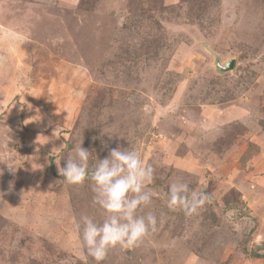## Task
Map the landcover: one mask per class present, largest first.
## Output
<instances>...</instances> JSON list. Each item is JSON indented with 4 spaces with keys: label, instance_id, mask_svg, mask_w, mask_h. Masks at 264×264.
Listing matches in <instances>:
<instances>
[{
    "label": "rangeland",
    "instance_id": "obj_1",
    "mask_svg": "<svg viewBox=\"0 0 264 264\" xmlns=\"http://www.w3.org/2000/svg\"><path fill=\"white\" fill-rule=\"evenodd\" d=\"M81 142L154 169L156 231L100 264H264V0H0V264H97L57 168ZM173 182L210 199L169 210Z\"/></svg>",
    "mask_w": 264,
    "mask_h": 264
},
{
    "label": "clouds",
    "instance_id": "obj_2",
    "mask_svg": "<svg viewBox=\"0 0 264 264\" xmlns=\"http://www.w3.org/2000/svg\"><path fill=\"white\" fill-rule=\"evenodd\" d=\"M82 142L66 159L65 166L57 163L59 175L69 185L92 182L93 203L103 212L101 223L89 216L82 220V246L97 264L104 261L110 249L138 247L150 232L156 231L157 218L151 212H138L151 203L154 169L145 163L136 149L117 147L99 160L89 173L91 153ZM147 189V190H146ZM210 199L209 195L189 188L187 183L173 182L167 192L169 210H181L188 217L198 214Z\"/></svg>",
    "mask_w": 264,
    "mask_h": 264
},
{
    "label": "water",
    "instance_id": "obj_3",
    "mask_svg": "<svg viewBox=\"0 0 264 264\" xmlns=\"http://www.w3.org/2000/svg\"><path fill=\"white\" fill-rule=\"evenodd\" d=\"M211 53L214 57L212 65L218 72L223 73L234 68L235 59L233 57L221 60L216 52Z\"/></svg>",
    "mask_w": 264,
    "mask_h": 264
}]
</instances>
